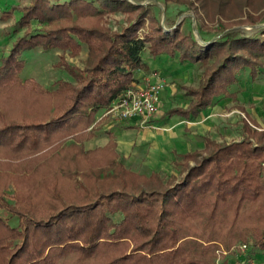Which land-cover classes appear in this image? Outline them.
<instances>
[{"label": "trees", "instance_id": "16d2710c", "mask_svg": "<svg viewBox=\"0 0 264 264\" xmlns=\"http://www.w3.org/2000/svg\"><path fill=\"white\" fill-rule=\"evenodd\" d=\"M116 10L137 13L118 30L80 22ZM20 11L19 23L28 29L2 58L0 87L18 83L26 50L42 46L77 54L86 44L89 53L83 67L62 56L60 64L74 81L60 79L63 101L49 119L3 118L0 146L14 150L38 148L79 121L90 126L100 109L143 81L140 71L154 70L145 49L153 58L168 55L200 68L197 84L179 83L189 103L163 114L189 120L231 94L244 70L255 80L264 66V25L249 30L224 25L223 35L206 43L182 23L168 31L154 10L131 0H30ZM12 15L4 10L1 17ZM22 84L41 89L30 78ZM204 138L205 149L181 153L180 175L135 174L120 166L109 186L80 181L73 200L56 188L53 203L0 194V264H216V249L238 245L239 238L248 245L245 258H253L264 250V137Z\"/></svg>", "mask_w": 264, "mask_h": 264}, {"label": "rangeland", "instance_id": "374dc122", "mask_svg": "<svg viewBox=\"0 0 264 264\" xmlns=\"http://www.w3.org/2000/svg\"><path fill=\"white\" fill-rule=\"evenodd\" d=\"M131 1L154 10L168 31L182 23L183 28L193 29L196 37L206 43L217 39L232 27L249 30L253 26L264 25V0ZM29 2L0 0V64L15 40L28 29L19 23V18L20 6ZM4 10L12 11V17L6 20L2 18ZM136 13L137 10L108 11L100 16L80 18V22L87 25L102 24L118 30ZM170 21L175 23L172 27ZM35 25L42 26L39 23ZM88 51L86 44L77 54L59 48L44 49L42 46L24 51L21 56L24 66L17 70L18 83L0 87V126L3 118L8 121L47 120L54 115L63 101L57 88L60 79L74 81L64 65L60 64L62 56L71 64L83 67ZM143 56L153 65V71L167 80L159 110L164 113L173 106H186L190 97L183 94L184 89L179 83L197 84L200 68L192 62H181L168 55L153 58L148 49L144 50ZM146 74L145 71L138 74L143 80L141 85L145 82ZM27 78L40 84L39 92L24 87L22 83ZM230 92L219 97L193 120L178 114L159 118L160 113L152 116L155 118L152 123H149L151 117L144 126L133 129L127 128L129 120L118 121L125 123L126 127L122 128L112 115L106 114L108 107H104L95 114L90 126L80 121L65 126L42 141L38 148L14 150L0 146V194L12 201L31 198L53 203L58 201L53 191L56 188L55 191L63 199L73 200L77 199L80 181L90 187L97 184L109 186L111 179L116 178L114 172L120 166L135 174L150 175L157 172L163 177L180 175L184 169L181 153L205 149L204 136L227 142L240 140L246 135L253 136L255 140L258 136L264 137V66L255 80L249 70H244L239 81L230 87ZM174 133L178 140L170 139L169 134ZM112 158L115 162L110 165ZM127 177L136 178L131 174H127ZM135 180L142 181L140 177ZM12 222L16 223L17 220L12 218ZM239 241H242L239 244L245 243L240 238ZM238 245L228 248L227 254L239 252ZM221 248L224 246L220 245L216 249V264H222L224 255L221 254L218 260Z\"/></svg>", "mask_w": 264, "mask_h": 264}, {"label": "built area", "instance_id": "2783aa9c", "mask_svg": "<svg viewBox=\"0 0 264 264\" xmlns=\"http://www.w3.org/2000/svg\"><path fill=\"white\" fill-rule=\"evenodd\" d=\"M144 84L127 90L122 96L114 100L107 108L106 114L112 115L115 121L139 119L142 123L155 116L162 102V91L166 87L167 80L157 72H150L144 76ZM240 253L246 254L247 243L238 245ZM219 256L226 255L229 251L221 248ZM221 255V256H222ZM218 257V260L221 258ZM242 264H258L254 258H243Z\"/></svg>", "mask_w": 264, "mask_h": 264}, {"label": "crops", "instance_id": "0c3cea01", "mask_svg": "<svg viewBox=\"0 0 264 264\" xmlns=\"http://www.w3.org/2000/svg\"><path fill=\"white\" fill-rule=\"evenodd\" d=\"M152 68L154 69V67H153V65H152ZM160 113H162L161 112V109L158 111V113L156 114L157 116H158V114H160ZM163 114L164 113H162L161 114V116L159 117V118H161L162 116H163ZM155 115V116H156ZM180 116V115H179ZM155 118L153 117L152 119H150V122L149 123H152L151 121L152 120H154ZM184 119V118H183ZM185 120V119H184ZM130 122H128V125L129 126H127V128H130V129H133V128H135L136 126H144L145 124L144 123H142L139 119H137V118H134V119H131V120H129ZM125 124V123H124ZM124 124H122V125H124ZM118 126H121L120 124H118ZM124 127H126L125 125L122 127V128H124ZM148 134V133H147ZM150 136V134L149 135H147L146 137H149ZM153 136V135H152ZM169 137H170V139H175V140H178V138H176L177 137V135H176V133H174V134H169ZM172 137V138H171ZM154 138V137H153ZM180 139H182V138H180ZM188 151H190V150H188ZM245 257V254H243V253H240V252H238V251H236V252H233V251H231L229 254H226V255H224L223 256V258H222V264H242V261H243V258ZM253 258L256 260V262L258 263V264H264V250H260V251H257L255 254H254V256H253Z\"/></svg>", "mask_w": 264, "mask_h": 264}]
</instances>
